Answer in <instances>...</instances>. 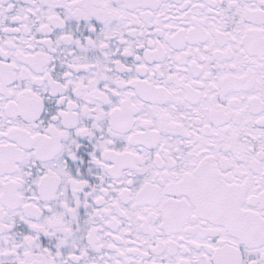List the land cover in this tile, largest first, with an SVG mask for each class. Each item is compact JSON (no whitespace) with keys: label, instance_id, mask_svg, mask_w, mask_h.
I'll return each mask as SVG.
<instances>
[{"label":"snow or ice","instance_id":"6c2138e0","mask_svg":"<svg viewBox=\"0 0 264 264\" xmlns=\"http://www.w3.org/2000/svg\"><path fill=\"white\" fill-rule=\"evenodd\" d=\"M0 264H264V0H0Z\"/></svg>","mask_w":264,"mask_h":264}]
</instances>
